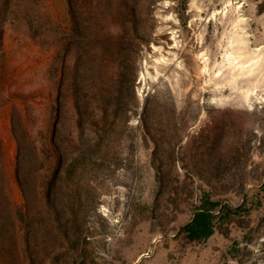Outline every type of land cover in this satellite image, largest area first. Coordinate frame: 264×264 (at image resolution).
Instances as JSON below:
<instances>
[{
    "label": "rangeland",
    "instance_id": "374dc122",
    "mask_svg": "<svg viewBox=\"0 0 264 264\" xmlns=\"http://www.w3.org/2000/svg\"><path fill=\"white\" fill-rule=\"evenodd\" d=\"M238 16L264 51V0H0V264H264V70L245 103L218 68ZM202 196L229 216L196 245Z\"/></svg>",
    "mask_w": 264,
    "mask_h": 264
},
{
    "label": "bare ground",
    "instance_id": "6f19581e",
    "mask_svg": "<svg viewBox=\"0 0 264 264\" xmlns=\"http://www.w3.org/2000/svg\"><path fill=\"white\" fill-rule=\"evenodd\" d=\"M123 2V0H122ZM112 5V4H111ZM119 5V4H118ZM124 5V4H123ZM120 7V6H119ZM198 9L200 7L196 6ZM112 11V10H111ZM119 11V9H118ZM118 14V13H117ZM200 16V15H199ZM245 19L241 16H238L233 21V29L229 33L228 46L232 48L233 51L227 50L224 53V62L225 65H218L219 73L224 77L223 83L231 89L233 93H230L227 98H232L234 100H239L245 103H249L252 98L251 96L255 92L256 87L250 84L247 87H243L239 84L240 81L249 80L250 78L258 76L260 73H263L264 70V51L261 49H253L250 47V40L247 38V34L243 27ZM174 30V29H171ZM175 31L171 34L174 35ZM201 34V33H200ZM176 34L170 41H174L171 49H177L179 44L177 43ZM203 41V35L199 39ZM230 49V48H229ZM156 54H159V58L155 59L156 63L164 64L165 67L171 66L173 64V59L166 58V54L163 51L162 47L155 49ZM206 54H202V59L206 60ZM208 60V59H207ZM218 83L219 87L221 86ZM223 84V85H224Z\"/></svg>",
    "mask_w": 264,
    "mask_h": 264
},
{
    "label": "crops",
    "instance_id": "0c3cea01",
    "mask_svg": "<svg viewBox=\"0 0 264 264\" xmlns=\"http://www.w3.org/2000/svg\"><path fill=\"white\" fill-rule=\"evenodd\" d=\"M228 216V210L222 203L202 196L187 223L180 229V235L190 243L205 244L217 234Z\"/></svg>",
    "mask_w": 264,
    "mask_h": 264
},
{
    "label": "built area",
    "instance_id": "2783aa9c",
    "mask_svg": "<svg viewBox=\"0 0 264 264\" xmlns=\"http://www.w3.org/2000/svg\"><path fill=\"white\" fill-rule=\"evenodd\" d=\"M145 256H146V257H149V254H148V253H146V254H145Z\"/></svg>",
    "mask_w": 264,
    "mask_h": 264
}]
</instances>
